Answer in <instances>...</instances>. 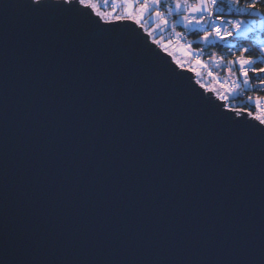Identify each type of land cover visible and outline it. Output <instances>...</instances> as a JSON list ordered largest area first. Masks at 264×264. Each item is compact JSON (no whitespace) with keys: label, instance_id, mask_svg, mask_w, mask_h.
I'll use <instances>...</instances> for the list:
<instances>
[{"label":"snow or ice","instance_id":"6c2138e0","mask_svg":"<svg viewBox=\"0 0 264 264\" xmlns=\"http://www.w3.org/2000/svg\"><path fill=\"white\" fill-rule=\"evenodd\" d=\"M121 4L120 14L115 9L102 12L93 0L0 5L5 11L22 10L36 24L20 43L11 49L6 45L12 66L10 72L5 69L4 79L0 264H264V0ZM124 22L136 29L122 31ZM177 26L204 44L228 38L238 42L226 45L232 49L228 57L209 56L225 78L216 77L203 62L198 44L195 49L191 42L181 44L186 37ZM165 30L172 37L167 41L158 36ZM245 37L261 57L254 58L239 43ZM173 40L189 60L175 58ZM158 49L190 73L193 63L206 68L219 84L207 87L195 79L193 84L205 91L188 90L185 116L171 127L167 106L148 110L130 95L138 74L147 86L169 70L170 65L145 62ZM92 82L94 87L87 86ZM173 87L179 90L181 85ZM115 108L124 113L123 119H113ZM49 114V128L67 121L73 133L82 126L91 128L85 115L100 128L92 129L74 150H68L67 136L40 148L41 117ZM138 121L145 126L139 136ZM106 124L111 127L105 131ZM101 133L102 145L96 140ZM160 145L174 164L147 155L150 150L158 153ZM64 156L105 175L99 180L76 175L71 164L65 166ZM113 158L122 161L120 167L111 164ZM257 161L258 228L251 216L250 191ZM161 169V186L174 177L175 191L167 192L164 200L155 189L145 196L143 179ZM49 173L58 183L46 191ZM226 179L229 194L219 207H210L207 193ZM197 184L203 191L194 193ZM66 214L74 216L71 222Z\"/></svg>","mask_w":264,"mask_h":264},{"label":"water","instance_id":"95a60500","mask_svg":"<svg viewBox=\"0 0 264 264\" xmlns=\"http://www.w3.org/2000/svg\"><path fill=\"white\" fill-rule=\"evenodd\" d=\"M20 0H0V5L2 4H13L19 3ZM36 26L34 21H31L27 14L22 10H12L9 9L5 11L2 7H0V232L3 231L5 224V216H4V121H3V111L5 104V69L8 68L9 72L11 71V56L8 55L6 59V45L8 49H11L14 44H18L21 41V37L25 36L26 33L30 34L31 29ZM136 29V25L131 22H124L122 25V31H132ZM145 39H148L145 34ZM147 64L153 67H159L162 63L165 67H169V70L166 72L160 73L153 84L151 85H143L140 81L142 77L138 74L137 77L134 78V81L131 85L130 95H132L141 106L147 105L148 110H151L153 106L165 105L168 107V112L166 113L167 121L169 127L177 124V122H181L185 116V112L183 111L184 101L191 99V94L188 91L190 88L195 87L198 92L204 93V89H200L198 85H194L193 81L196 79L195 74L193 72H188L187 69H180L174 63L171 57H168L161 50H157V54H153L148 56L145 61ZM175 70V71H173ZM179 77V81L177 80ZM167 85L166 87H161V84ZM179 83L181 87L177 90L174 85ZM94 87L95 83L92 82L90 85ZM139 94V95H138ZM208 95H212V93H207ZM23 109V105L21 106ZM11 111V109H10ZM124 118V113L120 111L119 108L114 109L113 119L119 120ZM52 119V115H46L41 117V125L43 127V133L40 137V142L38 147L43 148L45 144L51 143L58 137L67 136L68 139L66 144L68 146V150H74L81 145L82 139L86 137L92 129L100 128V124L93 119H90L87 115H85L84 119L87 124L91 126L89 127H80L78 131L75 133L72 132V125L70 121L62 122L59 126H53L51 128L48 127V122ZM111 125L106 124L104 126V130L110 129ZM136 135H142L145 132V126L143 122H137L135 125ZM96 140L100 145L104 143V135L98 134L96 135ZM98 150V149H97ZM18 151V150H14ZM149 157H155L159 160H164L169 163L174 164V160L171 154L166 151V147L164 145L159 146V152L149 151L147 153ZM65 166L71 164L72 171L76 175H80L84 178H88L90 176H95L96 179H100L105 175L104 170L96 169L95 172L91 171L86 164L72 163L70 156L63 157ZM91 159H95V153L91 154ZM122 161L118 158H113L111 164L114 167H120ZM164 175V170L161 169L159 171H153L149 175H147L143 179V185L145 189V196L151 194L152 190H156L161 192L162 200H164L167 192L175 191V183L174 177L170 179L167 183L161 186V177ZM58 183L56 177L49 173L47 177V184L45 186V190L48 188L54 187ZM128 191H131L129 188ZM194 193H199L203 191L199 184L195 185L192 189ZM252 196V211L251 216L254 220L255 225L258 228L259 225V215H260V177H259V163L257 161L256 164V173H255V182L253 187L250 189ZM229 194V184L227 179L223 183V186H217L216 189L207 193L209 195V200L207 203L209 206L219 207L221 202H223L227 195ZM126 202V201H125ZM74 218L72 214H66L65 220L66 222H71Z\"/></svg>","mask_w":264,"mask_h":264},{"label":"trees","instance_id":"16d2710c","mask_svg":"<svg viewBox=\"0 0 264 264\" xmlns=\"http://www.w3.org/2000/svg\"><path fill=\"white\" fill-rule=\"evenodd\" d=\"M227 17L235 19L232 16H227ZM244 19L255 20L256 18L255 17H245ZM190 39H191V43L193 44V48L194 49L197 47V44L199 45V48H203V50H204V53H203L204 59H207L209 56H211L212 58H215V59H218L221 56L228 57L230 55V52L232 51V49H230L226 45L227 44L236 45L238 43L236 40L227 39L226 41L216 40V41H213L210 44H204V43L198 41L197 37L195 35H192V34L190 35ZM239 43L242 44L244 47L250 48L251 49V55L254 58L261 57L262 54L257 51L256 44L252 40H250L249 38L245 37V38L241 39L239 41ZM220 74L227 75L222 70H220ZM248 94H254V93H248ZM260 94L264 95V92H261ZM245 99H246V97H245ZM237 102H239V101H237ZM245 106L247 107L246 104H245Z\"/></svg>","mask_w":264,"mask_h":264},{"label":"rangeland","instance_id":"374dc122","mask_svg":"<svg viewBox=\"0 0 264 264\" xmlns=\"http://www.w3.org/2000/svg\"><path fill=\"white\" fill-rule=\"evenodd\" d=\"M108 0L103 1V5L104 7L106 6ZM193 3L196 2V0H192ZM102 12H107V11H103ZM109 12H112L111 10H108ZM163 36V40L167 41L169 40L167 38L166 35V30L162 33V34H158ZM170 50H173V54L175 56L176 59L181 60V61H187L189 60V57L185 56L184 53L180 50V46H178L177 44H172L170 45ZM215 59V58H213ZM193 66L195 68V71H193V73L195 74V78L196 79H200L202 83H205L207 85V87H214V88H219V84L216 80L213 79V77H209L208 76V72L204 70V68H201L198 65H194ZM186 69V68H185ZM196 72H200V76H196Z\"/></svg>","mask_w":264,"mask_h":264},{"label":"built area","instance_id":"2783aa9c","mask_svg":"<svg viewBox=\"0 0 264 264\" xmlns=\"http://www.w3.org/2000/svg\"><path fill=\"white\" fill-rule=\"evenodd\" d=\"M113 9L116 10L115 14H118V13H119V9L115 8L113 5H110V6H109V10L113 11ZM225 19H233V18L225 17ZM226 26H227V25H222L221 27L223 28V27H226ZM176 30H177V31H180V32H182V33L185 34L186 39H185L184 41H182L181 44H186V43L191 42V39H190V35H191V34H188V33L186 32L185 29L181 28L180 26H177V29H176ZM166 35H167V38H168V39H171V38H172V37H171V34H170V30H166ZM228 39H231V38H228ZM173 43L176 44V43H175V40H173ZM178 46H180V45H178ZM202 49H203V48H202ZM203 53H204V50H203L202 53H200V55L202 56V60H203V62L209 65V67H210V68L212 69V71L214 72L215 76H216V77H219V78H225L226 75H222V74H220V70H218V69L215 68V65L212 64V62L209 60V57H208L207 59H204V57H203V56H204ZM215 60H218V59H215ZM204 70L208 72V70H207L206 68H204Z\"/></svg>","mask_w":264,"mask_h":264},{"label":"crops","instance_id":"0c3cea01","mask_svg":"<svg viewBox=\"0 0 264 264\" xmlns=\"http://www.w3.org/2000/svg\"><path fill=\"white\" fill-rule=\"evenodd\" d=\"M103 1H105V0H93V3H95L97 5V7L103 11L109 12L108 10H109L110 5H113L115 8L119 9L118 14H120L123 11L121 0H108L105 7L103 5Z\"/></svg>","mask_w":264,"mask_h":264}]
</instances>
